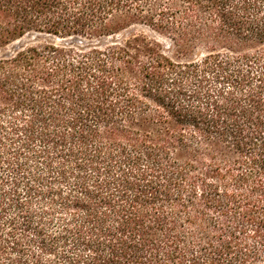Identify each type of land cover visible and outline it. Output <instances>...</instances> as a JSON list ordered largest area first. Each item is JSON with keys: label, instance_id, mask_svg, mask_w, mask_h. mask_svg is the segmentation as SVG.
<instances>
[{"label": "trees", "instance_id": "16d2710c", "mask_svg": "<svg viewBox=\"0 0 264 264\" xmlns=\"http://www.w3.org/2000/svg\"><path fill=\"white\" fill-rule=\"evenodd\" d=\"M31 34L0 57V264H264V0H0V48Z\"/></svg>", "mask_w": 264, "mask_h": 264}, {"label": "rangeland", "instance_id": "374dc122", "mask_svg": "<svg viewBox=\"0 0 264 264\" xmlns=\"http://www.w3.org/2000/svg\"><path fill=\"white\" fill-rule=\"evenodd\" d=\"M211 31V30H209ZM132 32H143L145 34H147L148 36L163 42V45L165 46V49L167 50L168 54L177 57V52H176V48L175 45L173 44L174 42H172L171 37L168 36V34L166 33H162L160 31H155V30H151L148 27L139 25V26H135L133 28H130L128 30H125L124 32L120 33L117 35V39H122L125 38L127 36H129ZM43 38H45V36H40L37 34H31L26 36L25 38L15 42L14 44L10 45L9 47L6 48H0V57L8 55L10 53H12L15 49L19 48L21 45L32 42V41H37V40H42ZM204 46L205 45H199L195 52L200 53V52H205L204 50Z\"/></svg>", "mask_w": 264, "mask_h": 264}]
</instances>
